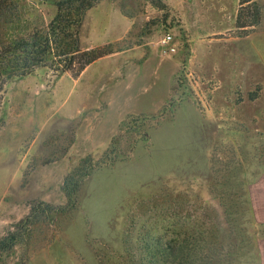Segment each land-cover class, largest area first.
I'll return each mask as SVG.
<instances>
[{"label": "rangeland", "instance_id": "obj_1", "mask_svg": "<svg viewBox=\"0 0 264 264\" xmlns=\"http://www.w3.org/2000/svg\"><path fill=\"white\" fill-rule=\"evenodd\" d=\"M57 1H22L15 31ZM161 1H100L80 42L112 53L4 85L0 238L17 241L0 264L146 263L145 231L189 235L192 264H264V0L246 28L240 0Z\"/></svg>", "mask_w": 264, "mask_h": 264}, {"label": "trees", "instance_id": "obj_2", "mask_svg": "<svg viewBox=\"0 0 264 264\" xmlns=\"http://www.w3.org/2000/svg\"><path fill=\"white\" fill-rule=\"evenodd\" d=\"M22 1L0 0V104L3 87L12 78L26 76L37 68H47L55 76L69 74L77 78L90 64L112 53L107 50V46L83 48L80 42V30L87 11L102 0H58L55 14L45 27L19 34L14 27L20 21L19 8ZM149 2L157 8L164 6L161 0ZM240 5L237 27L258 25L261 16L259 5L254 0H240ZM247 13L252 20L249 24H243L242 15L247 17ZM138 235L142 236V240L148 238L152 242L146 252L149 261H139L129 249L125 250L130 259L129 264H192L194 252L188 248L189 235L186 234L181 241L184 243L182 247L177 245L176 239L164 244V238L153 235L151 231ZM15 237L9 233L0 238V259L14 246L17 241ZM126 262L128 260L120 264Z\"/></svg>", "mask_w": 264, "mask_h": 264}, {"label": "built area", "instance_id": "obj_3", "mask_svg": "<svg viewBox=\"0 0 264 264\" xmlns=\"http://www.w3.org/2000/svg\"><path fill=\"white\" fill-rule=\"evenodd\" d=\"M158 48L162 56H173L177 51V44L173 38V34L169 31L164 32L158 39Z\"/></svg>", "mask_w": 264, "mask_h": 264}]
</instances>
